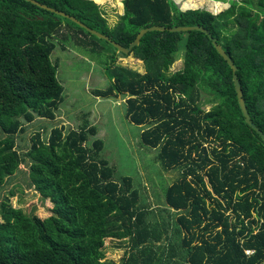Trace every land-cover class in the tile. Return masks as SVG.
<instances>
[{
  "label": "trees",
  "instance_id": "trees-1",
  "mask_svg": "<svg viewBox=\"0 0 264 264\" xmlns=\"http://www.w3.org/2000/svg\"><path fill=\"white\" fill-rule=\"evenodd\" d=\"M37 1L123 45L152 24L204 26L238 66L251 120L264 131V0H230L219 13L122 0L111 26L94 0ZM72 40L94 53L105 50L99 40L114 48L103 63L109 83L95 94H128L125 117L146 125L141 143L157 149L165 169H179L163 191L168 219L150 218L131 177L114 179L96 126H53L48 136L35 132L25 153L17 148L23 121L54 118L64 87L51 52ZM180 40L181 66L170 69ZM130 52L145 71L117 63L128 53L69 18L0 0V187L25 163L34 190L51 203L41 218L8 196L0 201V264H264V141L244 121L232 67L200 30H148ZM107 238H127L122 262L106 257Z\"/></svg>",
  "mask_w": 264,
  "mask_h": 264
},
{
  "label": "rangeland",
  "instance_id": "rangeland-1",
  "mask_svg": "<svg viewBox=\"0 0 264 264\" xmlns=\"http://www.w3.org/2000/svg\"><path fill=\"white\" fill-rule=\"evenodd\" d=\"M103 10L107 23L116 24L123 12L122 0H94ZM180 8H206L214 13L227 9L230 0L220 1L222 7L214 8L212 0H173ZM188 4H185V3ZM191 2V3H190ZM188 5V6H186ZM103 49L98 53L75 42H58L51 52V59L57 61V77L63 85V100L54 110V118L35 117L31 122L23 121L22 131L16 135L17 148L23 154L29 147L30 138L35 132L48 136L53 126L63 125L66 129L77 128L86 122L87 126H96L97 137L104 142L101 156L114 166V179L129 176L133 186L143 190V202L151 211L152 220L167 218V209L163 200V191L178 175V168H166L157 159V149L141 143L140 132L146 125H137L129 121L124 114L128 94L97 95L96 88H105L109 77L104 73L105 60L114 50L108 43L99 40ZM118 53L119 51L116 50ZM182 41L178 42V57L170 65V69L181 66ZM116 62L145 71L144 62L128 53L117 54ZM200 100L208 94L201 91ZM204 108L210 104L204 102ZM5 134L0 131V139ZM94 136L91 137V140ZM163 189V190H162ZM12 192L14 194H12ZM162 192V194H161ZM10 197L14 206L22 207L27 215H38L41 218L51 214V203L40 197L31 184L28 166L22 163L14 176L8 178L0 187V201ZM153 212V214H152ZM173 220L174 211L170 210ZM128 240L107 238L105 242L106 257L122 262ZM246 252H250L246 250Z\"/></svg>",
  "mask_w": 264,
  "mask_h": 264
},
{
  "label": "water",
  "instance_id": "water-1",
  "mask_svg": "<svg viewBox=\"0 0 264 264\" xmlns=\"http://www.w3.org/2000/svg\"><path fill=\"white\" fill-rule=\"evenodd\" d=\"M26 1H30L33 4H36L37 6L46 9L50 12L55 13L56 15H60L66 18H69L70 20H72L73 22H75L77 25H79L81 28H83L85 31L89 32V33H93L98 37H101L107 41H109L111 44H113L116 47V50L122 53H129L132 49V47L136 44H138L140 42V38L142 37V35L148 31V30H163V29H167L170 31H191V30H200L205 32L209 38L212 40L215 48L217 49V51L221 54V56L227 61V63L232 67L233 69V80L235 83V88L237 91V96H238V104H239V108L240 111L242 113V116L244 117V121L245 123L251 127L253 130H255L258 134L259 137L264 141V131L259 128V126L252 121V117L250 115V112L248 110L247 107V103L244 97V91L242 88V84H241V80L240 77L238 75V66L236 65V63L234 62V60L232 59V57L226 52V50L223 48V46L218 42V39L210 32V30H208L207 28H205L202 25L199 24H195V25H170V26H165L163 24H152V25H148V26H144L141 27L137 33L135 34L134 38L127 44V45H123L120 42L112 39L108 34L101 32V31H97L93 28H90L89 26H86L84 23L80 22L77 18H75L74 16L67 14L64 11L55 9L53 7H50L44 3H40L37 0H26Z\"/></svg>",
  "mask_w": 264,
  "mask_h": 264
}]
</instances>
